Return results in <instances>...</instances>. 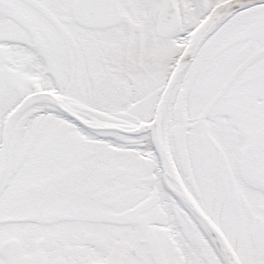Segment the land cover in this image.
<instances>
[{"label":"snow or ice","instance_id":"snow-or-ice-1","mask_svg":"<svg viewBox=\"0 0 264 264\" xmlns=\"http://www.w3.org/2000/svg\"><path fill=\"white\" fill-rule=\"evenodd\" d=\"M0 264H264V0H0Z\"/></svg>","mask_w":264,"mask_h":264}]
</instances>
